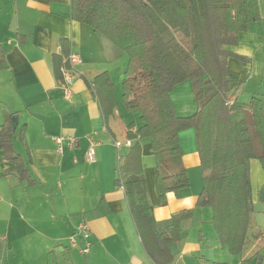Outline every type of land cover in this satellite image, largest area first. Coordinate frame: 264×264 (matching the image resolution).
Masks as SVG:
<instances>
[{"label":"crops","instance_id":"crops-1","mask_svg":"<svg viewBox=\"0 0 264 264\" xmlns=\"http://www.w3.org/2000/svg\"><path fill=\"white\" fill-rule=\"evenodd\" d=\"M71 4L72 0H0V264H154L142 245L125 191L116 186L118 170L135 143L125 146L128 126L134 123L137 130L142 124L136 114L126 120L115 91L116 106L106 120L87 84L109 74L102 62L105 57L110 66L121 64V50L74 21ZM258 6L261 20L240 34L236 46L227 48L245 58L227 60L228 69L239 76L237 100L243 96L264 100V0H258ZM63 40L81 59L78 76L68 88L53 70V56L60 55ZM122 67L114 72L122 73ZM184 90L193 95L190 81L176 85L171 99L179 117H190L181 103ZM9 122L15 131L14 151L29 163V179L9 173L15 163L1 144ZM68 138L78 140L74 147ZM180 142L184 166L189 178L194 177L201 169L195 130L183 131ZM92 144L95 163L87 161ZM140 144L156 221L170 230L173 215L194 210L181 225L180 241L169 247L172 264H264V168L259 159L250 162L254 210L247 243L240 254L232 255L219 242L212 210L196 208L203 185L194 187L193 181L178 196L169 193L163 205L153 145L149 139ZM81 223L90 231L88 254L69 240Z\"/></svg>","mask_w":264,"mask_h":264},{"label":"trees","instance_id":"trees-1","mask_svg":"<svg viewBox=\"0 0 264 264\" xmlns=\"http://www.w3.org/2000/svg\"><path fill=\"white\" fill-rule=\"evenodd\" d=\"M71 17L101 34L128 55L123 101L139 116L141 127L128 126L135 141L118 170L116 186L125 191L134 224L154 264H172L169 247L180 241L181 225L194 210L173 215L170 230L156 221L143 176L140 140L149 139L157 161V187L162 204L191 186L183 163L180 134L194 129L201 160L203 188L196 208H210L219 242L232 255L248 239L254 210L250 162L264 168V100L249 103L235 98L238 74L228 69L231 57L245 58L227 48L241 33L261 20L258 0H72ZM70 45L63 40L53 56L59 83L69 67ZM190 81L198 105L190 117H179L171 93ZM107 120L115 109V84L108 72L87 83ZM240 116L236 119L234 116ZM11 122L3 128L1 144L15 166L9 173L31 178L29 163L14 151ZM259 144V148H257Z\"/></svg>","mask_w":264,"mask_h":264},{"label":"rangeland","instance_id":"rangeland-1","mask_svg":"<svg viewBox=\"0 0 264 264\" xmlns=\"http://www.w3.org/2000/svg\"><path fill=\"white\" fill-rule=\"evenodd\" d=\"M91 55H92V53H91ZM105 58L102 60V62L104 63V67L109 69V76H110L111 80L113 81V83H116V86L118 85L115 88V96L117 95V100L120 103L119 104V110L121 112H123V115L125 116L126 120L129 121L131 118L134 117V113H132V112H130V111H128L126 109V106H125L124 101H123V94H124L123 83H124L125 73H126L127 66H128V61H129L128 55L121 50V52L119 54V58H120L121 64L118 61V63L114 64L115 67L110 66V63H108L107 59H105ZM237 60H240V59H237ZM121 65H125V67H122V70H123L122 73L121 72H114V70L119 69V67ZM184 84H187V83H184ZM191 88H192V85H191ZM192 91H193V89H192ZM171 96H172V94H171ZM250 100L245 98L244 96L240 97L238 99L239 103H249ZM181 103H182V106H184L183 108H186V111L189 112V115H194L197 112V110H198V105H197V103L195 101V98L192 95V92H189V90H184V92H182ZM189 103L192 104V106L190 105V107H188ZM193 104H194V106H193ZM257 148H259V144H257ZM189 179H190V183L191 184H192L193 181L194 182L196 181V183L193 185L194 187H200L201 188L202 185H203L201 169L198 170V172L196 173V175H194V177H191ZM71 237L72 236H70V238ZM70 238H69V240H70ZM77 241H78L79 244L81 243V239L79 237H77Z\"/></svg>","mask_w":264,"mask_h":264},{"label":"built area","instance_id":"built-area-1","mask_svg":"<svg viewBox=\"0 0 264 264\" xmlns=\"http://www.w3.org/2000/svg\"><path fill=\"white\" fill-rule=\"evenodd\" d=\"M67 60H68L69 67L63 70L62 85L64 87L68 88L69 86H71L75 82V80L78 76L76 67H77V65H79L81 63V59H80V56L78 54L70 52ZM68 140H69L70 146H72V147H74L75 144L78 142V140L75 138H68ZM62 141H63L62 138L57 139V143L59 145V151L60 152L62 151ZM121 145L122 144L120 142L116 143L117 148H120ZM131 145H132L131 141L128 140L127 142H125V146L130 147ZM96 160H97L96 152L94 149V145L92 144L91 147L89 148L88 152H87V161L89 163H95ZM77 237H79L81 239V242L84 243L83 246H81L78 243ZM70 243L73 247L79 248V251L82 254H88L90 252L92 244L90 241V231H89L88 225L86 223H81L77 227L75 233L70 238Z\"/></svg>","mask_w":264,"mask_h":264},{"label":"water","instance_id":"water-1","mask_svg":"<svg viewBox=\"0 0 264 264\" xmlns=\"http://www.w3.org/2000/svg\"><path fill=\"white\" fill-rule=\"evenodd\" d=\"M12 123H13L14 129H16L17 128V125H18V116H14L12 118Z\"/></svg>","mask_w":264,"mask_h":264}]
</instances>
